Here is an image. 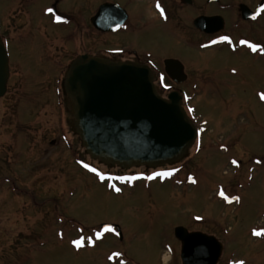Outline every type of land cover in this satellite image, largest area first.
Returning <instances> with one entry per match:
<instances>
[{
  "label": "rangeland",
  "instance_id": "rangeland-1",
  "mask_svg": "<svg viewBox=\"0 0 264 264\" xmlns=\"http://www.w3.org/2000/svg\"><path fill=\"white\" fill-rule=\"evenodd\" d=\"M54 1L0 0L11 71L0 99V264H181L179 226L216 237L218 264H264V234H254L264 230V48L182 51L216 78L181 87L200 135L181 161L131 180L86 153L73 111L65 120L58 79L83 53L82 37L53 23ZM81 2L63 0L59 9ZM229 26L221 37L233 46L264 45V18L258 27Z\"/></svg>",
  "mask_w": 264,
  "mask_h": 264
},
{
  "label": "water",
  "instance_id": "water-1",
  "mask_svg": "<svg viewBox=\"0 0 264 264\" xmlns=\"http://www.w3.org/2000/svg\"><path fill=\"white\" fill-rule=\"evenodd\" d=\"M115 9V5L102 6L93 23L97 26L101 17L109 27L106 30H113L115 21L107 16ZM261 10L262 6L257 13ZM241 13L245 20L257 16L244 5ZM194 24L210 34L224 28L218 17H200ZM166 66L170 73L175 68L182 71L178 61L168 60ZM9 78L8 51L0 37V99L7 93ZM63 87L82 147L105 165L157 168L173 164L186 156L198 138V130L182 106V96L172 92L162 97L146 65L82 55L71 64ZM174 236L181 243L182 264H218L223 245L216 237L181 226L174 229Z\"/></svg>",
  "mask_w": 264,
  "mask_h": 264
},
{
  "label": "flooded vegetation",
  "instance_id": "flooded-vegetation-1",
  "mask_svg": "<svg viewBox=\"0 0 264 264\" xmlns=\"http://www.w3.org/2000/svg\"><path fill=\"white\" fill-rule=\"evenodd\" d=\"M79 1H82L81 3L84 6L76 10L70 8L71 11H60V4L63 0H55L50 8L52 10L50 13H53L54 24L58 22L57 26H73L76 28L75 31L82 37L81 49L83 53L77 54L76 57L69 60L64 67L66 70L65 74L58 79L63 96L62 112L66 116L65 120L67 123V116L72 112V104L65 95L63 83L69 67L79 56L90 55L113 62H133L148 66L153 72L154 84L157 87H164L165 90L169 89L168 95L172 92H178L183 98V107L188 112V109L184 105L187 93L181 87L206 85L216 80V78L207 77L203 74L205 72L204 68L191 65L190 61L182 57V51H199L227 46L226 48L233 51L243 49L247 52L250 51L251 55H255L260 49L263 50L264 48L262 43L253 44L256 46L255 50H253L250 44L246 43L241 46L238 44L233 46L231 37L227 41L220 39L227 32L229 23H231L230 26L234 25L233 30H237L239 27H258L264 18V0ZM106 4L118 7L112 15L107 16L109 21H115L113 30H106L109 27L106 26L105 20H102L101 17L97 26L93 23V19L99 13L100 8ZM213 5L216 6L214 10L210 8ZM243 5L252 13H257L261 6L262 10L257 13L254 19L245 20L241 13ZM43 16H45L44 13L42 14ZM57 16L61 18L60 21H57ZM200 17L220 18L223 20V30L213 34L201 31L194 24L196 19ZM217 27H220V24L215 28ZM71 32L73 33L72 29ZM6 35L0 32V37L7 47L9 38ZM71 36L73 35L71 34ZM149 40L158 44V48H151ZM161 42L166 45H161ZM168 60L180 62L182 64V71L175 68L170 69L171 73L168 72L166 66ZM56 62L60 63L59 61ZM56 62L55 65H58ZM182 78L183 80H180ZM68 103L70 106H68ZM106 166L118 168L119 174L125 172H129L130 175L134 174L131 180L139 179L143 173L158 169L140 167L143 168L144 172L139 174L140 171H138V174H136V171H132V169H139L137 167L120 168L118 166ZM113 178L126 182L130 180L129 178L121 177V175Z\"/></svg>",
  "mask_w": 264,
  "mask_h": 264
},
{
  "label": "snow or ice",
  "instance_id": "snow-or-ice-1",
  "mask_svg": "<svg viewBox=\"0 0 264 264\" xmlns=\"http://www.w3.org/2000/svg\"><path fill=\"white\" fill-rule=\"evenodd\" d=\"M157 7H159V5H157ZM52 10L51 9H49V12H51ZM161 11H163V10H161ZM56 19H57V21H60V17L59 16H57L56 17ZM220 39L221 40H223V41H227L228 40V37H220ZM250 47H252L253 48V50H255V45H250ZM233 71H235V69H233ZM260 97H261V99L262 100H264V93H261L260 94ZM232 163L233 164H237V161L236 160H233L232 161ZM85 167H87V165H85ZM93 172H95L96 170L95 169H91ZM98 175H99V173H97ZM156 175H167L166 173L165 174H156ZM100 178L101 179H104V177L101 175L100 176ZM116 191H120V189H116ZM220 195L221 196H224V193H223V191H221V193H220ZM226 200H228L229 198L228 197H224ZM231 200H233V201H238L239 200V197H231L230 198ZM111 231H115V229H113V228H111V227H106L105 228V232H111ZM254 234L255 235H261V234H264V230H261V231H257V230H254ZM101 233L100 232H97L96 233V236L99 238V237H101ZM73 244L76 246V247H81L82 246V241L81 240H75V241H73ZM114 255H119V253H115ZM111 258V257H110Z\"/></svg>",
  "mask_w": 264,
  "mask_h": 264
},
{
  "label": "bare ground",
  "instance_id": "bare-ground-1",
  "mask_svg": "<svg viewBox=\"0 0 264 264\" xmlns=\"http://www.w3.org/2000/svg\"><path fill=\"white\" fill-rule=\"evenodd\" d=\"M165 260H168V257H164Z\"/></svg>",
  "mask_w": 264,
  "mask_h": 264
}]
</instances>
